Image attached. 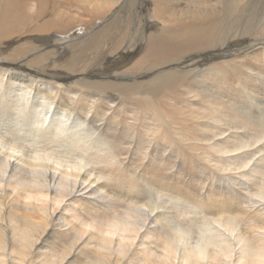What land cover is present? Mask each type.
I'll return each instance as SVG.
<instances>
[{"label": "bare ground", "instance_id": "bare-ground-1", "mask_svg": "<svg viewBox=\"0 0 264 264\" xmlns=\"http://www.w3.org/2000/svg\"><path fill=\"white\" fill-rule=\"evenodd\" d=\"M0 264H264V0H0Z\"/></svg>", "mask_w": 264, "mask_h": 264}, {"label": "rangeland", "instance_id": "rangeland-1", "mask_svg": "<svg viewBox=\"0 0 264 264\" xmlns=\"http://www.w3.org/2000/svg\"><path fill=\"white\" fill-rule=\"evenodd\" d=\"M97 133H98V132H97ZM90 135L92 136V133H91V132H90ZM95 136H96V133H94L92 137L94 138Z\"/></svg>", "mask_w": 264, "mask_h": 264}]
</instances>
